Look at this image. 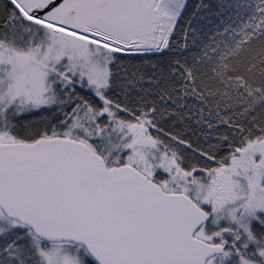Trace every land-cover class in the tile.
I'll list each match as a JSON object with an SVG mask.
<instances>
[{
  "label": "snow or ice",
  "instance_id": "snow-or-ice-1",
  "mask_svg": "<svg viewBox=\"0 0 264 264\" xmlns=\"http://www.w3.org/2000/svg\"><path fill=\"white\" fill-rule=\"evenodd\" d=\"M0 264H264V0H0Z\"/></svg>",
  "mask_w": 264,
  "mask_h": 264
}]
</instances>
